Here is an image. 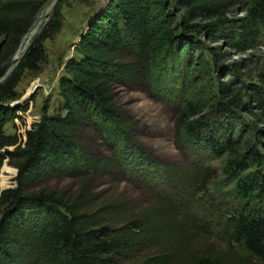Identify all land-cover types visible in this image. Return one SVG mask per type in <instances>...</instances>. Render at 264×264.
<instances>
[{
  "label": "trees",
  "instance_id": "16d2710c",
  "mask_svg": "<svg viewBox=\"0 0 264 264\" xmlns=\"http://www.w3.org/2000/svg\"><path fill=\"white\" fill-rule=\"evenodd\" d=\"M68 1H55L50 19L0 85V95H10L14 101L13 89L24 71L39 72L46 61L43 43L59 32L62 9ZM237 3L109 0L75 44L76 57H69L63 65L57 82L60 101L56 109L50 115L42 109L39 121L25 132L23 143L3 132L7 121L18 118L15 113L20 107L0 109V150L6 149L0 152V168L9 158L17 172L15 187L0 191V264H213L209 257L197 255L194 223L187 216L196 196L208 194L215 170L198 165L174 168L148 158L134 141L132 128L115 105L112 91L118 84L136 80L122 55L134 59L138 71L150 78L155 75V56L167 55L172 60L182 52L188 53L185 37L201 29L190 25L191 21L198 17L221 18ZM252 3L240 34L249 43L259 35L254 29L257 24H264V0ZM44 4L45 0H0L2 53L15 52ZM173 12L182 13L175 26ZM231 67L239 69L237 64ZM234 82L225 85L223 92L236 108L247 107L243 96L264 104L260 87L234 90ZM181 84L183 89L190 86L189 75L182 78ZM195 109V103L183 99L175 119L176 147L182 149L180 142L185 138L189 145L224 158L222 174L229 184L224 202L226 206L233 204L226 223L230 241L264 264V159L234 136L235 122L224 120L208 126L192 119ZM226 112L221 116L225 117ZM86 128L106 142L110 155L96 158L89 154L80 143V134ZM10 146L13 149L8 151ZM130 150L146 157L167 187L166 191H153L141 207L93 202L82 191L67 196L34 190L37 183L51 177H74L84 183L90 177L121 169L126 166L124 155ZM180 188L184 195L177 192Z\"/></svg>",
  "mask_w": 264,
  "mask_h": 264
},
{
  "label": "rangeland",
  "instance_id": "374dc122",
  "mask_svg": "<svg viewBox=\"0 0 264 264\" xmlns=\"http://www.w3.org/2000/svg\"><path fill=\"white\" fill-rule=\"evenodd\" d=\"M55 1L45 0L15 52L2 53L4 39L0 37V85L8 79L32 39L50 19ZM108 3L109 0H69L63 7L59 32L43 43L46 61L40 65L39 72L24 71L13 89L14 101L10 95H0V109L17 106L21 109L15 113L18 118L4 124L5 136L15 137L18 143H23L25 132L39 121L42 109L48 115L54 112L60 101L57 82L63 65L69 57H76L74 46L88 22ZM252 5V0H238L221 18L198 17L191 21L190 25H199L201 29L185 37L188 53L182 52L178 59L172 60L167 55L162 58L161 55L155 56V75L150 78L138 71L134 59L122 55L124 63L134 71L136 80L118 84L112 91L115 105L132 128L134 141L148 158L159 165L174 168L198 165L215 170L216 176L208 187V194L201 198L196 196L197 200L190 206L187 216L194 223L190 225L194 226L197 255L209 257L213 264L263 263L243 253L230 241L226 223L233 204L226 206L224 202L225 187L229 185L222 174L224 158H215L206 150L189 145L185 138L180 142L183 148L178 149L175 119L182 110L183 99L187 97L196 104L192 119L208 126L224 120L235 122L234 136L264 159V104L261 106L243 96L242 101L247 107L236 108L223 92L224 86L235 80L232 83L234 90L241 86L248 89L260 87L264 101V24L259 23L254 28L259 30L254 42L249 43L244 41L247 37H240L241 24L248 18ZM181 15L172 13L173 26L179 23ZM178 48L182 50V44ZM232 64H237L239 69H232ZM186 75L191 78V84L183 89L181 80ZM225 111V117L221 116ZM80 143L93 157L110 155L106 142L91 128L82 131ZM7 149L11 151L13 147ZM5 150L3 148L0 152ZM131 151L124 155L126 166L121 169L90 177L84 183L74 177H51L37 183L34 190L67 196L82 191L93 202L116 203L132 209L141 207L151 199V193L166 191L167 187L160 174L152 170L146 157ZM16 173L13 161L5 158L0 168V191L15 187L13 179ZM2 177L6 178V183L2 182ZM177 192L185 193L182 188Z\"/></svg>",
  "mask_w": 264,
  "mask_h": 264
}]
</instances>
